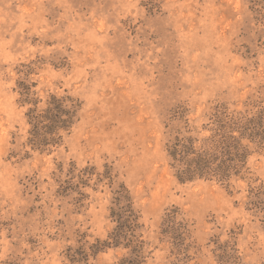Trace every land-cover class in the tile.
I'll use <instances>...</instances> for the list:
<instances>
[{
	"label": "rangeland",
	"instance_id": "obj_1",
	"mask_svg": "<svg viewBox=\"0 0 264 264\" xmlns=\"http://www.w3.org/2000/svg\"><path fill=\"white\" fill-rule=\"evenodd\" d=\"M21 82L82 102L51 153L28 144ZM219 105L264 108V0H0V264H84L68 257L81 247L90 264H118L131 248L94 245L121 184L146 264H264L250 179L181 182L170 165L174 115L201 125ZM249 166L264 184V153ZM108 169L113 185L98 180ZM172 210L187 223L179 246L162 232Z\"/></svg>",
	"mask_w": 264,
	"mask_h": 264
},
{
	"label": "trees",
	"instance_id": "obj_2",
	"mask_svg": "<svg viewBox=\"0 0 264 264\" xmlns=\"http://www.w3.org/2000/svg\"><path fill=\"white\" fill-rule=\"evenodd\" d=\"M33 85L20 83L19 101L27 107V141L33 149L51 153L62 145L80 120L82 102L70 93L50 92L42 98L32 90ZM174 116L180 123L171 127L166 146L177 179L181 182L216 180L227 186L234 179H250L248 204L264 210V184L254 185L249 166L252 155L264 153V108L252 114L219 105L209 121L201 125H194L187 114L176 113ZM104 178H108L112 185L116 182L109 169L98 180ZM110 216L115 226L109 238L104 242L98 240L95 248H131V255L123 257L118 264H146L142 215L124 184L115 190ZM186 230L187 223L178 211L166 214L162 232L170 235L175 245L182 243ZM78 255L81 258L77 259ZM85 255L86 251L81 247L68 257L73 262L85 260L84 264H90Z\"/></svg>",
	"mask_w": 264,
	"mask_h": 264
}]
</instances>
